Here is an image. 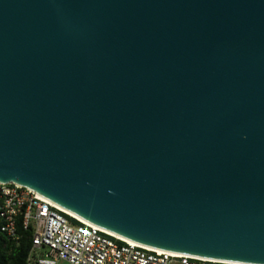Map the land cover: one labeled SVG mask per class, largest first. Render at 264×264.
Listing matches in <instances>:
<instances>
[{"label":"water","instance_id":"obj_1","mask_svg":"<svg viewBox=\"0 0 264 264\" xmlns=\"http://www.w3.org/2000/svg\"><path fill=\"white\" fill-rule=\"evenodd\" d=\"M0 183L264 264V0H0Z\"/></svg>","mask_w":264,"mask_h":264},{"label":"built area","instance_id":"obj_2","mask_svg":"<svg viewBox=\"0 0 264 264\" xmlns=\"http://www.w3.org/2000/svg\"><path fill=\"white\" fill-rule=\"evenodd\" d=\"M30 231L27 264H249L178 255L125 240L83 221L35 191L0 183V231Z\"/></svg>","mask_w":264,"mask_h":264},{"label":"trees","instance_id":"obj_3","mask_svg":"<svg viewBox=\"0 0 264 264\" xmlns=\"http://www.w3.org/2000/svg\"><path fill=\"white\" fill-rule=\"evenodd\" d=\"M19 240H14L0 231V264H27V256L32 244L30 231H24L18 222Z\"/></svg>","mask_w":264,"mask_h":264},{"label":"rangeland","instance_id":"obj_4","mask_svg":"<svg viewBox=\"0 0 264 264\" xmlns=\"http://www.w3.org/2000/svg\"><path fill=\"white\" fill-rule=\"evenodd\" d=\"M63 264H68V263H63Z\"/></svg>","mask_w":264,"mask_h":264}]
</instances>
